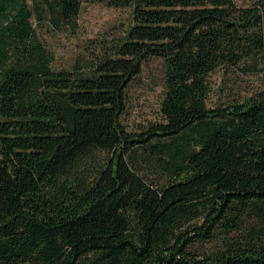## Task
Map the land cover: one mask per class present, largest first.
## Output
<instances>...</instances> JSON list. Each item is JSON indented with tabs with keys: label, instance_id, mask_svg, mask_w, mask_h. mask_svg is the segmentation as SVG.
Listing matches in <instances>:
<instances>
[{
	"label": "trees",
	"instance_id": "trees-1",
	"mask_svg": "<svg viewBox=\"0 0 264 264\" xmlns=\"http://www.w3.org/2000/svg\"><path fill=\"white\" fill-rule=\"evenodd\" d=\"M84 1L131 24L57 69L34 20ZM153 57L160 118L132 131ZM218 69L261 87L210 106ZM0 264H264V0H0Z\"/></svg>",
	"mask_w": 264,
	"mask_h": 264
},
{
	"label": "rangeland",
	"instance_id": "rangeland-1",
	"mask_svg": "<svg viewBox=\"0 0 264 264\" xmlns=\"http://www.w3.org/2000/svg\"><path fill=\"white\" fill-rule=\"evenodd\" d=\"M256 0H236L248 5ZM132 21V9L114 7L98 1H84L75 22L67 25L50 15L42 22L34 20L43 43L53 52V66L71 69L76 62L81 66L93 63V44L121 37ZM164 65L161 58H150L142 72L128 89V109L124 122L132 131H139L160 118V101L164 90ZM209 105L235 99L242 100L261 87L257 73L228 72L218 69L210 76ZM155 176L152 175V178Z\"/></svg>",
	"mask_w": 264,
	"mask_h": 264
}]
</instances>
